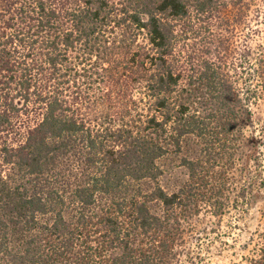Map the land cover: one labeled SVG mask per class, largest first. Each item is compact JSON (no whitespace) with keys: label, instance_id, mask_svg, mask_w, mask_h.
<instances>
[{"label":"trees","instance_id":"obj_1","mask_svg":"<svg viewBox=\"0 0 264 264\" xmlns=\"http://www.w3.org/2000/svg\"><path fill=\"white\" fill-rule=\"evenodd\" d=\"M112 1L0 0V264H205L211 246L229 245L222 222L238 227L262 196L264 122L261 137L244 129L250 100H264L262 0ZM252 3L259 39L238 65L254 56L253 85L228 78L210 28L220 11L240 21ZM191 12L202 58L185 75L167 19ZM100 35L113 52L137 48L131 62L94 65ZM128 68L141 76L142 104L98 111L108 88H94H111L108 74ZM189 137L199 150L181 159L186 180L167 190L160 159ZM259 216L243 246L252 255L225 264H264V205ZM200 236L205 246L188 243Z\"/></svg>","mask_w":264,"mask_h":264},{"label":"rangeland","instance_id":"obj_2","mask_svg":"<svg viewBox=\"0 0 264 264\" xmlns=\"http://www.w3.org/2000/svg\"><path fill=\"white\" fill-rule=\"evenodd\" d=\"M125 0H113L112 3L120 7L123 6ZM261 6L264 7V0H262ZM256 5L252 3L246 7V12L242 15L243 19L236 21L238 13H235V10L232 12L220 11L217 16L213 18L214 25L210 26L211 30L217 36L222 39V46H225L224 50L226 56L223 58V63H227L225 73L230 80H238V83H244V81L249 78L251 79L252 85L255 83L256 76L253 73V67L256 66V61L254 56L251 55V59L246 69L240 68L238 65L239 62V52L243 49V46L253 45V47L258 42V35L256 34L257 25L255 24L257 20V13H254ZM259 15V13H258ZM228 16L229 23L226 24L221 22L223 17ZM167 22L172 24L174 28V49L176 55L179 57L178 69L183 71V74L190 73V66L193 65L197 67L200 63L201 56L200 52L202 51V42L200 38L195 34V29L203 32L202 27L199 23L196 22V19L193 17V13H190V16L185 19H177L169 17ZM105 35V34H104ZM104 35H100L101 41L97 44V49L94 52L96 57L92 58L94 65H109V64H119L125 65L127 62H131V55L137 49H134V46L130 50H121V51H112L109 49V42L106 40ZM103 37V38H102ZM108 37V36H106ZM110 39V38H107ZM138 44L141 48L139 51L141 53L140 62L146 61V57L151 54L150 48L146 44V40L142 37L139 38ZM102 51H107L108 54H102ZM143 56V57H142ZM191 57L193 62H189L188 58ZM105 59L103 60L101 59ZM108 62V63H107ZM117 70L116 74H108L110 78L114 77L113 85L110 88L106 86L99 85L95 87V93L97 96L104 93V89L108 88V97H106L102 103H99L96 107L98 111H104L107 113H112L118 115L121 112V109L124 105L131 109V113H134V108L142 104L140 97L142 96V85L139 82L141 80L140 74H136V71L128 69H121L119 74ZM98 73L92 74V79H97L100 77ZM118 75V76H116ZM121 75V76H120ZM116 76V77H115ZM86 77H81L80 80ZM238 86H240L238 84ZM199 88V92L203 90ZM104 96V95H103ZM140 101V102H139ZM250 111H251V122L245 124L244 129L246 133L254 134L258 137H261L260 128L264 122V100L262 98H252L250 100ZM120 121V120H118ZM199 150V143L195 137H189L183 141L181 151L172 152L163 158L160 159L164 173L160 178L159 183L167 190L172 189L175 185L182 184L187 178V170L181 164V159L183 157H190L197 154ZM247 153L250 155V150H247ZM264 155V150H263ZM264 205V188L262 196L252 203L248 209L244 221H242L238 227H234L233 223L235 219L230 217L224 220L219 228V234L224 239L229 241V245H226L225 248L219 249L215 246H211L208 249L207 255L208 259L205 264H221L228 263L232 261H240L242 257H248L252 255V245L248 244L247 248H244V244L249 243V239L255 240L257 237V231L261 228V221L259 216V211ZM223 233V234H222ZM230 234V236L228 235ZM209 240L207 236H200L199 239L189 238L188 243L194 244L195 242H200L201 244L206 245V242ZM210 257V258H209Z\"/></svg>","mask_w":264,"mask_h":264}]
</instances>
